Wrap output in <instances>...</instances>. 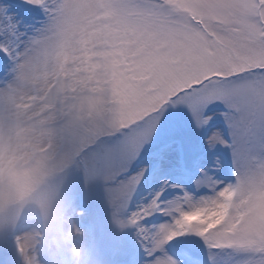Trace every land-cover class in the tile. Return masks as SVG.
Listing matches in <instances>:
<instances>
[{
  "label": "snow or ice",
  "instance_id": "1",
  "mask_svg": "<svg viewBox=\"0 0 264 264\" xmlns=\"http://www.w3.org/2000/svg\"><path fill=\"white\" fill-rule=\"evenodd\" d=\"M170 110L149 153L157 175L187 172L196 155L212 163L192 190L161 179L134 204L149 171L136 164ZM19 132L46 163L54 211L84 214L74 177L98 188L144 264H264V0H0V134ZM227 193L225 219L206 220ZM155 216L167 219L148 224ZM39 226L36 213L10 215L0 264H29ZM182 237L199 238L206 259L172 255Z\"/></svg>",
  "mask_w": 264,
  "mask_h": 264
},
{
  "label": "rangeland",
  "instance_id": "2",
  "mask_svg": "<svg viewBox=\"0 0 264 264\" xmlns=\"http://www.w3.org/2000/svg\"><path fill=\"white\" fill-rule=\"evenodd\" d=\"M174 112L169 111L155 144L146 148L136 164V168L147 166L149 171L134 204L143 203L145 197L157 191L161 179H170L192 190V178L198 174V169L212 163L211 156L201 158L196 155L187 172L167 171L157 175L149 153L169 132ZM26 135L25 132L12 137L0 134V231L7 226L10 215L19 219L27 210L40 216L39 229L29 237L31 242L24 246L25 257L30 258L29 264H43V257L49 264H144L145 253L135 229L117 230L112 223L111 209L98 188L86 190L74 177L70 194L74 197L77 211L84 214L77 215L75 221L63 212L54 211L55 200L50 196L51 189L46 186L50 175L46 163L32 149ZM204 135L206 133L198 134L201 144ZM24 169H28V175L22 178ZM218 177L226 182L231 180L230 153L226 155L224 169ZM171 195L169 193L168 197ZM166 219L155 216L147 223L159 224ZM38 245L39 251H34ZM185 249L192 250L201 261L206 259L207 249L199 238H178L168 246V251L180 260L184 259Z\"/></svg>",
  "mask_w": 264,
  "mask_h": 264
},
{
  "label": "clouds",
  "instance_id": "3",
  "mask_svg": "<svg viewBox=\"0 0 264 264\" xmlns=\"http://www.w3.org/2000/svg\"><path fill=\"white\" fill-rule=\"evenodd\" d=\"M67 62V58L66 61ZM25 163H27L25 161ZM22 178L28 175V169H24L23 173L21 174ZM234 196V193H227L225 195V199L228 201V204L221 205L218 207L217 210H214L209 216L205 217L206 220H211L213 224H219L222 222L228 214L229 207L231 206V201Z\"/></svg>",
  "mask_w": 264,
  "mask_h": 264
}]
</instances>
